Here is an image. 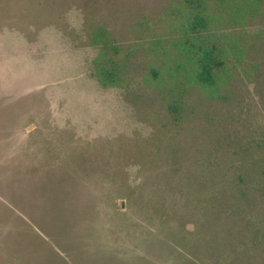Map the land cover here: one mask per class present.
Masks as SVG:
<instances>
[{
    "label": "rangeland",
    "instance_id": "1",
    "mask_svg": "<svg viewBox=\"0 0 264 264\" xmlns=\"http://www.w3.org/2000/svg\"><path fill=\"white\" fill-rule=\"evenodd\" d=\"M176 5L0 0V264H264V0Z\"/></svg>",
    "mask_w": 264,
    "mask_h": 264
},
{
    "label": "trees",
    "instance_id": "2",
    "mask_svg": "<svg viewBox=\"0 0 264 264\" xmlns=\"http://www.w3.org/2000/svg\"><path fill=\"white\" fill-rule=\"evenodd\" d=\"M209 0H177V5L174 7V12L178 15L179 20L183 23L182 27L192 32L196 38L203 34L206 23V15L209 9ZM102 32L98 31L94 37L93 44H97L100 51L96 60V78L104 87L118 86L121 82L119 72L115 66L117 61L114 58L118 52L117 48L104 44ZM214 50V48H212ZM195 66L193 67V78L199 87H208L213 84V78H216L215 72L220 73L218 68L220 63L215 60L213 52L201 51L195 55ZM121 62V61H120ZM115 63V64H114ZM223 75V74H222ZM208 85V86H207ZM211 91V89H209Z\"/></svg>",
    "mask_w": 264,
    "mask_h": 264
},
{
    "label": "crops",
    "instance_id": "3",
    "mask_svg": "<svg viewBox=\"0 0 264 264\" xmlns=\"http://www.w3.org/2000/svg\"><path fill=\"white\" fill-rule=\"evenodd\" d=\"M15 35V34H14ZM10 36V35H9ZM1 38H3L2 36H1V34H0V39ZM2 47H1V43H0V97H4L5 95H7L8 93L9 94H11L12 93V91H11V89H10V84L8 85L7 84V82H5L4 80H3V77H2V72H4V69H5V67H9V66H11V64L13 63V59H9V58H7V59H4L3 58V55L1 54V52H2ZM29 54V53H28ZM9 59V60H8ZM30 61V60H29ZM28 64V63H27ZM6 70V69H5ZM6 71H8V70H6ZM5 87V88H4ZM4 89H6L8 92L7 93H4Z\"/></svg>",
    "mask_w": 264,
    "mask_h": 264
}]
</instances>
